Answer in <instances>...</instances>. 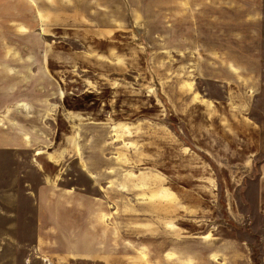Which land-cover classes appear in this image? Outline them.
Here are the masks:
<instances>
[{
	"label": "rangeland",
	"instance_id": "rangeland-1",
	"mask_svg": "<svg viewBox=\"0 0 264 264\" xmlns=\"http://www.w3.org/2000/svg\"><path fill=\"white\" fill-rule=\"evenodd\" d=\"M25 1L27 5L0 0V41L9 36L13 44L5 51L44 58L48 69L40 78L24 77L25 94L43 116L50 112L47 148L51 162L59 166L58 181L81 187V207L75 204L81 222L89 210L109 213L107 223L120 224L128 245L136 246L134 238H139V248L123 249L130 251L123 254L127 263L149 262L152 252L141 250L164 249L161 239L170 252L165 256L181 255L165 258L167 264L208 262L203 245L214 247L216 242L224 243L226 251L229 242L248 249L245 264L252 254L257 261L258 243L249 248L251 238L245 235L239 209L243 184L257 171L264 140L259 130L251 132L249 142L236 134V125L248 122L244 117H254L241 103V94H229V84L213 77L197 76L192 54L163 53L152 21L142 39L130 31L93 30L97 22L77 28L63 21L62 6L76 4L82 10L103 3L114 8L110 1L87 6L82 4L88 0ZM35 4L42 12L40 31H34L37 25L27 14ZM21 8L27 19L17 24L13 20L23 18ZM28 149L19 154L0 150V264H56L31 248L33 238L19 214L9 215L14 209L9 202L17 200L22 182L36 179ZM14 223L21 226L18 234Z\"/></svg>",
	"mask_w": 264,
	"mask_h": 264
},
{
	"label": "crops",
	"instance_id": "crops-1",
	"mask_svg": "<svg viewBox=\"0 0 264 264\" xmlns=\"http://www.w3.org/2000/svg\"><path fill=\"white\" fill-rule=\"evenodd\" d=\"M93 1L96 0H88L87 4L82 5H90ZM103 1H110L115 7L103 3L92 4L82 10L76 4L75 8L62 6L66 13L63 21L68 23L66 26L77 28L82 27L81 23L97 22L93 30L107 33L130 31L139 39L147 38L148 30L152 29L149 21H152L157 26L152 34L160 38L163 53L192 54L193 70L197 76L213 77L222 85L229 84V94H241V103L244 102L254 117H244L249 118L248 122L242 120L240 125H236V134L249 142L251 134L259 130V137L264 140V0ZM20 3L24 5L26 1L20 0ZM33 7V11L29 7L27 14L37 25L34 31H40L42 12L36 8V4ZM8 8L5 12L9 13ZM19 12L23 18L16 17L13 22L25 23L26 9L21 8ZM7 20L10 29L9 17ZM122 20L128 27H122ZM76 21L77 25H73ZM20 27L24 28L23 25ZM8 37L0 41V150L19 154L20 150L29 147L33 164L31 171L34 170L36 174L35 180L22 182L24 186H20L17 200H10L9 205L14 209L9 215L15 217L19 214V222H25L27 234L33 238L31 248L56 264H136L132 260L127 263L123 254L132 251L133 247L137 248L139 238H134L136 246L128 245L130 238L122 234L120 224L111 227L107 223L106 219L111 216L109 213L89 210L83 223L81 214L75 212V204L78 205L77 209L81 207V187L73 188L58 181L59 166L51 162L53 154L47 148L50 145L47 142L50 138L48 124L52 123L50 112L43 116L29 99L31 95L25 94L27 82H24V77L40 78L41 72L48 67L43 63L41 54L5 51L7 47L10 50L9 46L13 44ZM141 42L150 44L147 40ZM24 71L30 72V75L25 76ZM230 99L233 100L232 97ZM233 107L242 108L243 104ZM232 130L229 126V134ZM236 149L230 148L231 151ZM257 165L255 174L243 184V197L240 200L239 212L245 218V235L251 238L247 244L250 248L258 243L257 261L252 254L246 258V264H264V153ZM254 171L252 168L251 172ZM113 220L115 223V216ZM20 227L14 223L12 229L18 234ZM206 241L209 239L206 238ZM163 242L166 245L167 241L161 239ZM230 243L233 242H229V251H226L224 243L216 242L214 247L205 243L204 250L208 252L210 260L202 264H218L215 263L216 258L222 260L220 264H245L243 257L249 254L248 249L245 251ZM165 245L164 249L157 250L145 246L147 251L141 250V254L152 252L146 264H153L154 261L167 264L166 259H171L172 255L177 258L181 256L178 252L170 257L165 256L170 253L165 250ZM127 248L130 251H123ZM134 252L137 254L139 251L134 248ZM218 252L222 254L221 257ZM228 257L229 260L223 262Z\"/></svg>",
	"mask_w": 264,
	"mask_h": 264
}]
</instances>
